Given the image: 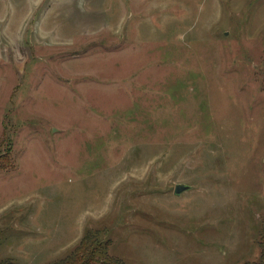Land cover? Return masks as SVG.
I'll return each instance as SVG.
<instances>
[{
  "label": "rangeland",
  "instance_id": "1",
  "mask_svg": "<svg viewBox=\"0 0 264 264\" xmlns=\"http://www.w3.org/2000/svg\"><path fill=\"white\" fill-rule=\"evenodd\" d=\"M263 227L264 0H0V264H251Z\"/></svg>",
  "mask_w": 264,
  "mask_h": 264
},
{
  "label": "trees",
  "instance_id": "2",
  "mask_svg": "<svg viewBox=\"0 0 264 264\" xmlns=\"http://www.w3.org/2000/svg\"><path fill=\"white\" fill-rule=\"evenodd\" d=\"M88 235L81 245L67 259L55 262L54 264H122L120 261L109 255L111 242L109 240L99 241L96 234ZM260 258L258 262L251 264H264V227L260 235ZM2 239L0 237V246Z\"/></svg>",
  "mask_w": 264,
  "mask_h": 264
},
{
  "label": "water",
  "instance_id": "3",
  "mask_svg": "<svg viewBox=\"0 0 264 264\" xmlns=\"http://www.w3.org/2000/svg\"><path fill=\"white\" fill-rule=\"evenodd\" d=\"M188 189H189L188 187H186V186H184V185H181V186H177V187L175 188L174 192H175V194H176L177 196H179V195H181V193L187 191Z\"/></svg>",
  "mask_w": 264,
  "mask_h": 264
}]
</instances>
